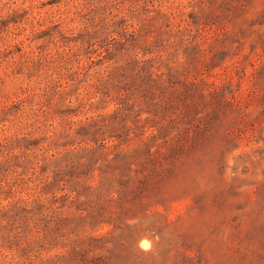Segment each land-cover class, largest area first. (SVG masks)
Instances as JSON below:
<instances>
[{"label":"rangeland","instance_id":"rangeland-1","mask_svg":"<svg viewBox=\"0 0 264 264\" xmlns=\"http://www.w3.org/2000/svg\"><path fill=\"white\" fill-rule=\"evenodd\" d=\"M0 264H264V0H0Z\"/></svg>","mask_w":264,"mask_h":264}]
</instances>
